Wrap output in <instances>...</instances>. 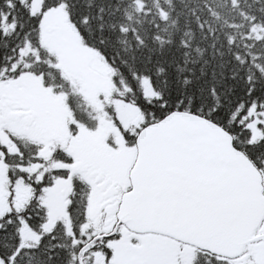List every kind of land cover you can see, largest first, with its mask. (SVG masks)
<instances>
[{"label":"snow or ice","instance_id":"obj_1","mask_svg":"<svg viewBox=\"0 0 264 264\" xmlns=\"http://www.w3.org/2000/svg\"><path fill=\"white\" fill-rule=\"evenodd\" d=\"M0 264H264V0H0Z\"/></svg>","mask_w":264,"mask_h":264},{"label":"trees","instance_id":"obj_2","mask_svg":"<svg viewBox=\"0 0 264 264\" xmlns=\"http://www.w3.org/2000/svg\"><path fill=\"white\" fill-rule=\"evenodd\" d=\"M162 3V0H157V4ZM186 3L190 6H196L199 3V0H186ZM167 7V6H166ZM173 8H179V3L172 5ZM186 11V9H184ZM222 22V21H221Z\"/></svg>","mask_w":264,"mask_h":264}]
</instances>
